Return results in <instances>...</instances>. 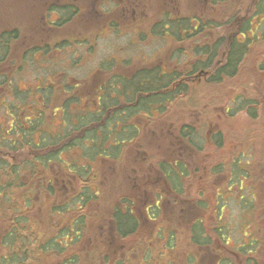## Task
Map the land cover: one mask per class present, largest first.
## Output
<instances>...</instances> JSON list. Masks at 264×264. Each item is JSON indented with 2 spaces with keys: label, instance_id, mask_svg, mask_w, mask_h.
<instances>
[{
  "label": "rangeland",
  "instance_id": "rangeland-1",
  "mask_svg": "<svg viewBox=\"0 0 264 264\" xmlns=\"http://www.w3.org/2000/svg\"><path fill=\"white\" fill-rule=\"evenodd\" d=\"M133 1L137 4L136 12L141 11L146 15H143V18L136 15L132 19L131 25L133 24L135 28L142 30L145 28L149 18L153 17L155 13L157 14L158 9L153 4L156 0ZM23 2L24 0H0V31L11 27H16L19 30L18 38L12 42L8 52L10 62L12 61L14 66L18 68L13 72L14 83L22 91L26 90L34 94V88L50 82L60 84L58 85V89H60L64 82L61 77L71 76V78H68L70 84L77 85L78 83L76 82L81 83L76 87L78 88L75 91L77 93L76 99L79 98L77 100L80 102L81 96L82 105H91L89 102L90 92L93 89H97L98 84L91 80L90 77L96 78L97 73H100L96 69L97 66L99 67V62L109 59L113 55L118 60L129 58L130 56L139 57L127 63V68L121 65H117V69L114 68L115 71L132 73L142 65L141 62L148 63L153 61L152 54L156 44L148 46L151 41L142 43L141 40L146 39L144 36L138 37V47L133 50L132 54L128 53L130 37L120 36L127 31L130 32L128 20L124 18L117 20V30H115L117 33L111 34L109 29L100 30L104 26V19H100V22H102L100 24L97 18L75 17L66 28L64 27V32L61 34L65 35L68 42L62 44L54 40L55 42L50 43V46H53L54 43L57 44L50 48L45 44L46 40H49L45 36V32L40 33L41 31L35 27L36 24L41 23L32 14H25L29 13V7ZM224 2L235 7L238 2L246 6L247 9L252 7V5L250 6L252 0H225ZM167 3L169 4L170 1L167 0ZM198 3L199 1L195 0H177V14L183 16L200 14L202 6ZM86 7L83 6L84 9ZM219 10L223 11L225 9L223 7H215L211 12L208 10V14L205 13V16L221 18ZM35 13L38 15L40 11H35ZM261 19L264 20V13L256 17V21ZM219 22L217 21V23ZM220 31L222 30L220 29ZM57 35L61 36L60 34ZM132 40L137 42L135 36L132 37ZM34 45H43L41 49L45 47V52L36 51V49L34 50L35 53L33 52L32 54H30L32 50L26 52ZM261 45V43H258L255 47L258 48ZM167 51L168 46H164L159 57H163ZM141 54L145 55L144 60H142ZM187 54L188 59L191 54ZM148 56L151 57L147 58ZM258 57V49H251L246 55L241 69L239 68L235 76L218 85L210 86L204 82L194 85V88L185 96L186 100H183V103L179 100L173 103L176 106L172 110V116H170L174 121L173 124L179 126L181 119L188 122L198 120V123L201 124V129L204 131L209 126H207V122L212 121L211 124L216 123L224 135V144L221 147H205V150H207L205 154L200 152L192 154L191 163L194 170L192 169L191 174L182 179L183 196L178 197L173 194L162 193L161 183L159 182L152 184L153 186L148 187L146 191L144 189L145 186L142 187L141 175L149 171L148 169L152 162L149 163L146 160L145 162L137 163L135 168L137 169L136 172H140V175H138L133 168L131 169L136 163L134 158L137 150L130 149L126 156L118 161L115 158H98L94 162L91 160L92 164L90 165L94 169L95 174H97V176L95 175L96 182L98 185L100 184L101 188L86 205L83 215L88 217V220H86L88 227L85 232H82L81 236L84 239L83 246L88 253L98 248L99 252L97 255L107 254L110 264L112 259L114 260L119 256L125 257L123 264H190L188 257L192 254L197 257L198 262L194 261L191 264H200L205 261L210 263V260L215 256L213 252H218V248L210 247V245L199 248L194 243L192 244L189 239L188 222L181 220L183 219L184 210L178 212V208L186 207L189 203L195 204L198 200L204 202L206 207L202 206L199 210H201V213L203 212L205 225H210L214 221L215 212L218 208L216 203L220 202L217 201L219 198L217 196V187L225 188L227 182H231L232 169L237 167L236 165L231 166V162L238 161L236 157L238 158L239 154L244 153L243 162L247 161L248 165L243 168H246L248 175L244 178L240 176V172L237 173L239 175L238 182L241 181L242 189L238 190L235 186L231 188V196L233 197L226 198V205L222 210V214L228 222L227 228L230 235L228 240L230 248H226V251L236 253L237 257L228 253L229 256H225V258L233 264H247L248 262L264 264V97L262 95L264 72H256ZM65 90L61 93L65 94ZM238 96L249 98L251 100L249 103L251 104L257 103V100L260 101L258 108L256 107L257 109L251 104L248 106L252 110L256 109V116H251L249 111H247V107L234 111L230 116L227 115L225 112L226 107L230 105V101L231 106H233V98ZM32 98L33 100L36 99L35 97ZM79 102L76 106L79 105ZM178 107L180 109H177ZM146 121L149 123V127L157 123L152 129H155L159 122L156 119H146ZM59 122L61 120L59 116H56L52 125L59 127ZM54 127H51V129ZM144 133L139 141L140 145L138 144L139 149L142 152L148 148L149 158L158 155L161 150L157 148L158 146H155L157 144V135L153 134L151 138L149 132L145 131ZM200 133L198 144L200 141L203 143L201 138L203 133ZM128 147H131V145ZM141 152L139 151L143 155ZM215 163L221 165L220 170L212 168ZM211 171L214 173H211ZM217 171L222 173V175H217L215 173ZM132 184H139L145 190L146 194L141 195L145 201H155L156 195L161 193L163 196H161L159 208L156 210L155 216L154 214L149 217L146 215L148 219L144 220V223L132 234L123 240H114L117 244L121 241L122 248L116 246L113 249L114 245L109 244L108 246L112 248L109 249L105 244V235L110 225V223L108 224V219H110L112 207L118 202V197L130 195L137 190L131 188ZM242 194L247 197L253 194V207L246 208L236 203ZM223 196L227 197L228 195L224 193ZM138 197V200L133 199V204L134 207L141 209L138 213L144 215L145 210L141 207V197ZM56 199L55 196L48 197L49 202ZM19 214L30 218V224L34 227L33 233L45 231L48 227V214L44 197L41 198L38 206L26 207ZM22 220H25V218L23 217ZM22 220L19 222L20 228L26 225ZM156 231L162 237L161 240L156 237ZM209 231L207 230L205 234L212 241L215 237ZM250 231L257 236L259 248H256L253 253L239 251V245H237L240 242L239 237L243 238V235ZM26 233L28 231L23 230V234ZM28 235L31 237L29 233ZM220 241L218 242L217 239L213 240V245L218 247L219 244H223L222 240ZM197 247L198 249H196ZM224 247L222 248L224 249ZM145 256H147L148 262ZM32 260L39 259L32 258ZM31 264H41V262H32Z\"/></svg>",
  "mask_w": 264,
  "mask_h": 264
},
{
  "label": "trees",
  "instance_id": "trees-1",
  "mask_svg": "<svg viewBox=\"0 0 264 264\" xmlns=\"http://www.w3.org/2000/svg\"><path fill=\"white\" fill-rule=\"evenodd\" d=\"M262 13L264 0H257L252 14L243 21L240 30L248 32L253 29L252 17ZM256 24L255 28L261 30L262 38L256 39L254 35L250 40L246 37L244 43L235 39V46L231 47L227 63L217 69L214 82L221 81L224 74L229 73L231 76L236 73L237 61L247 52L254 39L264 41V20L261 19ZM16 38L14 28L0 31V264H110L107 254L97 255L98 248L88 253L81 236L88 227V217L83 216L85 207L101 188L96 182L97 174L90 165L91 160L94 162L98 158L123 156L125 146L140 136L139 130L132 126L138 123L137 118H151L156 113L165 112L173 103L174 97L168 94V82H163L164 79L159 78L161 73L152 69L139 70L129 80H119L118 83L104 80L97 83V89L90 92L91 105H82L81 96L80 102L77 100L79 98L76 99V87L81 83L70 84L63 77L60 89V84L50 82L37 86L33 89L34 94H31L29 91H22L14 83L13 72L18 68L10 62L8 51ZM42 47L34 45L26 52L32 50V54L35 49L40 51ZM261 66L264 68V62ZM109 75L108 70L107 76ZM63 90L65 94L61 93ZM32 97L36 99L33 100ZM244 100L239 101L238 109L247 107L249 114L256 116V112L248 107L251 100ZM78 102L79 105L76 106ZM119 104L123 105L122 108H118ZM56 116L61 120L59 127L52 125ZM50 126L54 128L51 129ZM231 163V166L237 167L232 169L234 172L232 171L231 182H227L226 187L219 188L217 192V201L220 202L216 203L218 208L214 221L205 225L203 212L199 209L206 207V204L200 200L195 204L190 203V208L184 210L181 219L188 222L192 244L199 248L209 245L218 248L219 253L213 252L215 256L210 263L205 261L200 264H233L225 256L230 253L237 257L236 253L226 251V248H230V235L222 210L226 205V198L233 197L231 188L235 186L238 190L242 189L237 173L240 172L243 177L248 173L242 172L241 161ZM162 166L174 190L183 194L179 175L175 180L176 175L170 170L168 163ZM50 196L57 199L49 202ZM43 197L49 224L45 231L33 233L30 218L19 213L26 207L38 206ZM253 198V194L249 197L242 194L236 203L250 208L253 207ZM148 209L150 215L155 216L157 211ZM23 217L25 220H22ZM109 218L112 219L114 233L121 238L132 234L142 224V219L135 212L123 210L117 204L112 207ZM20 220L26 223L22 228L19 227ZM23 230L28 231L31 237L28 233L23 234ZM207 230L215 237L213 240H222L223 244L214 246L213 240L210 241V237L205 234ZM155 234L161 240L159 232L156 231ZM243 236L239 237L240 242L237 244L239 251L253 253L259 248V240L252 231ZM169 238L171 239L170 235ZM105 244L112 249L106 240ZM194 261L198 262L197 257L192 254L188 257V262L191 264ZM124 262L125 257L121 256L111 260V264Z\"/></svg>",
  "mask_w": 264,
  "mask_h": 264
},
{
  "label": "flooded vegetation",
  "instance_id": "flooded-vegetation-1",
  "mask_svg": "<svg viewBox=\"0 0 264 264\" xmlns=\"http://www.w3.org/2000/svg\"><path fill=\"white\" fill-rule=\"evenodd\" d=\"M169 1V4L167 3V0H156L153 2V4L156 5V8L158 9L157 14L155 13L153 17L149 18L145 28L142 30L135 28L133 24L131 25L133 22L132 19H134L136 15H138L140 18H143V15H146L141 11L136 12L137 4L133 0H24L23 4H26L29 7V13L25 14H32L35 19L41 23L36 24L35 27L41 31L40 33L45 32V36L49 39L46 40L45 44L50 48L54 47L59 42L62 44L68 42L65 35L61 34L64 32L66 26L71 21H73L75 17L97 18L100 24H102L100 19H104V26L100 30L109 29L111 34L117 33L115 30H117L118 19L124 18L128 20V28H130L129 30L131 33L127 31L125 34L120 36L130 37V41L128 43V48H130L128 49L129 54H132L133 50L138 47L139 36H144L146 38L145 40H141L142 43L144 41H151V44L148 46H153L156 44L152 54L153 61L148 63L141 62L142 65H140V67H138L132 73L115 71V69H117V65L127 68V63L132 62L139 57L134 58V56H130L129 58H122L121 60H118L113 55L112 57H109V59L102 60L99 62V67H96L100 73H97L98 75L95 76L96 78L90 77V79L96 83H101L104 80L118 83L119 80H129L128 78L139 70L152 69L161 73L159 78L164 79L163 82H168V94H172L174 97L173 103L177 102V100L183 103V100H186L185 96L192 88H194V85H198L202 82L207 83L210 86L218 85L235 76L239 68L241 69L246 55L253 48L258 49L259 53V57L256 61V72H264V68L261 66L264 62V41H257L254 39L252 44L249 45L247 52L243 53L242 57L237 61V71L235 74L231 76L229 73L224 74L223 78L219 82H214L213 79L217 73V69L221 66H225L227 63L231 47L235 46V43L233 44L235 39L238 42L244 43L246 37H248L247 39L250 40L254 35L256 36V39L262 38L261 30L255 28L257 27L256 23L258 22L256 21L257 16L255 15L251 19L252 26L254 28L250 29L248 32L240 30L243 21H245V19L252 14L257 0H252L250 4V6L252 5L251 9L249 7L247 9L246 6L239 4V2L235 7L232 4L224 2L225 0H195L199 1L198 4L202 6L200 14L196 13L187 16L177 14V0ZM83 6L87 7L84 9ZM215 7H223L225 9L223 11L219 10L221 18H213L209 17L208 15L205 16V13L208 14V10L211 12ZM35 11H40V13L36 15ZM217 21L220 22L217 23ZM253 23L255 24L253 25ZM11 28L16 30L18 38L19 30L16 27ZM220 29L222 31H220ZM57 34H60L61 36H58ZM133 36H135L137 42L132 40ZM54 40H56L57 43H54L53 46H50V43L55 42ZM258 43H261L262 45L256 48L255 46ZM164 46H168V51L163 57H159V55L162 54L161 51L163 50ZM40 51L45 50L41 49ZM187 53L191 54L188 59ZM141 55L142 60H144L145 55ZM150 57L151 56H148L147 58ZM108 70L110 71L109 76H107ZM68 78H71V76L65 77L64 80L68 82ZM147 80L149 81V78H147ZM172 89H174V92H172ZM262 95L264 97V88ZM243 99H245L244 101H250L249 98L242 96L233 98L232 103L234 105L231 106L230 101V105L225 109L227 115L230 116L231 113L239 110L237 106L239 101ZM257 101V103L250 104L255 108H258L260 101ZM173 103H171V105L163 113H156L151 116V118L149 116H141L137 118L138 123L132 126H135L139 130L140 136L130 144L131 147H128L129 145L125 146L126 152H124L123 156L116 157L115 159L118 161L125 157L130 149L137 150L134 158L136 163L133 167H131V169L133 168V170L136 172L137 169L135 166L137 163L139 164L141 162H145L146 160L149 161V163L152 162L150 168L148 169L149 171L141 175V182L143 185L142 187L145 186L144 189L147 191L148 187L150 188V186H153L152 184L159 182L161 183L162 193L173 194L174 196L179 197L183 196V194L174 190L173 185L166 177V172L163 171L162 165L167 162L170 170L174 171L176 175L174 179H177L178 174L179 179L182 182V179L191 174V171L194 170L191 163L192 154L197 152L205 154L207 151L205 150V147H221L224 144V135L223 131L220 130L216 123L213 125L211 124L212 121L207 122V126H209L206 127L204 131L201 129L202 127L201 124L198 123V120H195L196 122H188L181 119L180 123L178 124L179 126H177V124H173L174 121L170 118V116H172V110H174L176 107L173 105ZM122 106L123 105L119 104L118 108H122ZM177 109L180 108L178 107ZM256 109L254 110L255 112ZM145 118L158 120V126H156L155 129H152L157 123H154L153 126L149 127V123ZM145 131L149 132L150 137L153 134L157 135V144L155 146H158L157 148L161 150L158 155L151 158H149L148 148L144 149L142 152L139 149V141L145 134ZM200 132L203 133L201 138L203 139L204 143L203 144L200 141L201 145L198 144V138L201 135ZM139 151L143 155H141ZM140 155L141 158L139 160ZM244 157V153L238 155V161H241L243 167L248 165L247 161L243 162ZM213 165L214 166L212 168L215 169H219L218 166H221L217 163ZM245 171H247L246 168H243L242 172L245 173ZM136 173L140 175V172ZM211 173L214 172L211 171ZM215 173H217V175H222V173L219 171ZM131 188L137 190L132 192L130 195H122L118 197V202H116V204L123 210L135 212L137 216L142 219V223H144V220L148 219L150 216L148 208L152 209V211H156L159 208L158 206L161 201V196L163 195L159 193L156 195L155 201L146 200V203L145 199L141 197L142 194H146L145 190H143L139 184H132ZM217 189L219 190L218 187ZM138 196L141 197L140 201L142 202V206H140L145 210L144 215L139 214L138 212L141 209L134 207L133 204V199L138 200ZM123 200L125 203L122 202ZM190 205H187L186 207H179L178 212L189 209ZM146 215H148V217ZM109 223L110 225L105 235L106 242L110 245H114V247H112L113 249H115L116 246H120V248H122L121 241H119L117 244L114 242V240H123L124 238H121L114 233L112 219H108V224ZM107 239L110 240L107 241Z\"/></svg>",
  "mask_w": 264,
  "mask_h": 264
}]
</instances>
